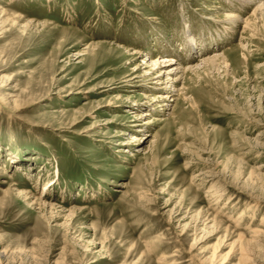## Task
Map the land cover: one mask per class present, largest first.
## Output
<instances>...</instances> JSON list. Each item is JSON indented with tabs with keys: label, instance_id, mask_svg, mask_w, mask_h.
Here are the masks:
<instances>
[{
	"label": "rangeland",
	"instance_id": "374dc122",
	"mask_svg": "<svg viewBox=\"0 0 264 264\" xmlns=\"http://www.w3.org/2000/svg\"><path fill=\"white\" fill-rule=\"evenodd\" d=\"M261 4L0 0V264H264Z\"/></svg>",
	"mask_w": 264,
	"mask_h": 264
},
{
	"label": "bare ground",
	"instance_id": "6f19581e",
	"mask_svg": "<svg viewBox=\"0 0 264 264\" xmlns=\"http://www.w3.org/2000/svg\"><path fill=\"white\" fill-rule=\"evenodd\" d=\"M3 8L0 6V12H4V10H2ZM2 10V11H1ZM263 10H264V4H261L257 7V9L254 11V14H260V15H264L263 14ZM257 16V15H256ZM264 17V16H263ZM240 16L238 15H235V14H230L227 16V22L230 23V26L232 28H235V26L239 25L240 24ZM242 19V18H241ZM245 22V30L248 29V30H253V27H252V19L251 17L250 18H246L244 20ZM186 36H189L190 35H186ZM186 42V41H185ZM196 40L194 39H191L190 40V43L187 42V44L185 46L188 45V49H193L195 46L196 47ZM136 54H140L141 52L139 51H136L135 52ZM217 56L215 57H209V58H205V63L211 61V60H214L216 59ZM178 60H174L172 58H169V57H164L163 60L159 61V62H155L153 63V67H150L149 70L144 74L145 76H152V79H154V82L155 84H158V88L157 89H164L166 86H171V87H174L176 88L177 86V82L178 80H174V76L178 75V73H180L181 71V66L178 67L176 66L175 63H177ZM150 66V65H149ZM152 66V65H151ZM187 68L189 69H194L195 66H188ZM183 70V68H182ZM178 78V76H177ZM133 81V80H132ZM165 86V87H164ZM173 95L169 96V94H166V95H162V96H157V99L160 103H162V106H168L170 104H168L166 102L167 99H171ZM170 101V100H169ZM150 114V113H149ZM147 115V114H146ZM249 208V207H248ZM244 215V213L241 214V216ZM253 239L250 241V242H255L257 240H260L261 236H264V230L263 229H259V230H256L255 232H253ZM244 234H239L238 236V240L235 241V242H240L241 244L238 245L239 249V254H240V258H239V263L238 264H253L251 263V259L248 255V253L245 251L246 248H244V245H243V240H244ZM234 242V243H235ZM233 248V247H232ZM235 250V249H234Z\"/></svg>",
	"mask_w": 264,
	"mask_h": 264
}]
</instances>
